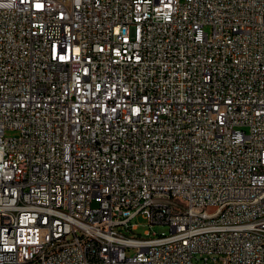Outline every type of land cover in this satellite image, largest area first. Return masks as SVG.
<instances>
[{"label": "built area", "instance_id": "built-area-1", "mask_svg": "<svg viewBox=\"0 0 264 264\" xmlns=\"http://www.w3.org/2000/svg\"><path fill=\"white\" fill-rule=\"evenodd\" d=\"M0 264H264V0H0Z\"/></svg>", "mask_w": 264, "mask_h": 264}, {"label": "rangeland", "instance_id": "rangeland-1", "mask_svg": "<svg viewBox=\"0 0 264 264\" xmlns=\"http://www.w3.org/2000/svg\"><path fill=\"white\" fill-rule=\"evenodd\" d=\"M206 31H209V28H205ZM15 134L14 131H6V136H13ZM131 224H137V228L133 231L134 236L138 237H144V233L146 231L150 232H155L156 234H168L169 233V228L167 225H153L149 226L148 222L146 219H144L142 216L138 215L134 217L131 220ZM130 236L132 233H128ZM128 254H131V251H127Z\"/></svg>", "mask_w": 264, "mask_h": 264}]
</instances>
